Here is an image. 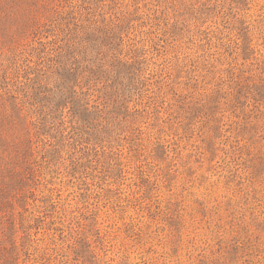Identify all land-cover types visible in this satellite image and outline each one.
Wrapping results in <instances>:
<instances>
[{"label":"rangeland","instance_id":"1","mask_svg":"<svg viewBox=\"0 0 264 264\" xmlns=\"http://www.w3.org/2000/svg\"><path fill=\"white\" fill-rule=\"evenodd\" d=\"M0 264H264V0H0Z\"/></svg>","mask_w":264,"mask_h":264}]
</instances>
